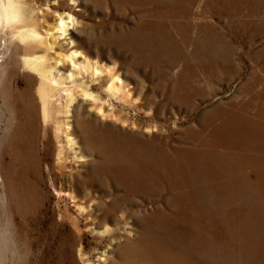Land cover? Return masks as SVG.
<instances>
[{
	"label": "bare ground",
	"instance_id": "bare-ground-1",
	"mask_svg": "<svg viewBox=\"0 0 264 264\" xmlns=\"http://www.w3.org/2000/svg\"><path fill=\"white\" fill-rule=\"evenodd\" d=\"M32 1L36 2V0ZM61 1H57V6L52 12L46 13L51 17L50 22H41L40 25L34 19L36 14L33 8L26 5V0H0V72L6 68L9 63L7 61L11 57L14 66L20 65L24 71L34 77L41 119L43 123H51L53 137L59 145L57 161L62 162L66 155L76 164L83 158L82 147L85 153L86 150L94 151L100 159L101 162L91 170L93 171L91 179L79 182V177L74 176L73 172L69 174L65 183L69 197L76 202V210L86 220L85 226L92 235L98 238L107 236L111 239L114 237V229L110 224L114 222L121 225L119 230L116 228L121 231L120 234L123 232L129 235L132 227L129 219L124 221L122 218L123 210L133 204L141 207L150 205V209L145 208L144 212L133 214V224L137 229L134 230L136 234H133L135 240L129 242L128 238H120L121 242L116 245V253L121 263L112 262V264H176V238L181 244L185 242L176 237V220L196 222L198 215L195 212H202L218 201L226 202L225 198L229 195L221 193H229V189L240 188L243 185L240 170L244 161L254 167L256 175L259 169L261 170L262 174L258 175V179L256 176L253 186L257 187L258 182L262 181L260 179H264V164H260L257 155L264 151V97H261L264 92L254 91L257 83L255 71L248 80L249 84L252 82L255 85L241 87L242 90L247 88L246 99L229 102V108L222 107L223 104L213 107L212 111L200 117L198 125H190L180 133L179 142L175 146L170 145L160 136L140 138L139 135L132 133L137 127L134 123L129 124L131 132L126 130L127 132L115 133L113 127L119 124L123 129L127 122L123 117H118L117 113L109 110L108 101L104 100L96 92L97 90L93 91L90 86H86L78 77L89 74L91 81L101 80V93L110 100L122 101L131 106L132 100L137 101V99H132L128 85L114 66L103 63L101 59H90V54L73 44V41L68 42L67 39L66 44L63 42L68 36L69 28L73 32L78 30L76 25L79 22L74 17L73 11L68 8L67 2L68 11L65 10L64 4H60ZM69 1L71 5L78 3V0ZM132 1L140 2L138 4L143 7V15H147L148 4L152 7L148 16L153 18L151 21L153 24L144 22L140 28L143 31L151 28V33H144L139 49L143 52V61L148 66L150 64L154 76L159 79L163 74V55L170 51L163 48L158 36L166 4L164 0ZM176 1L178 0L171 1L169 12L171 10L176 12ZM188 1L193 2V0ZM205 1L208 6L209 0ZM234 1L236 0L212 1L217 5V10L224 14H221L220 18L226 20L225 29L231 34L235 30L230 22H237L236 25L240 29L249 25L235 16L241 8L234 4ZM243 1L244 4L247 2L248 9L254 15V26L257 31L264 34V0H256L260 5L254 0ZM44 4H48L47 0ZM38 25L44 28V32L38 29ZM201 26L203 27L193 28L196 32L192 33V37L186 38V35L182 34V41L175 48L176 59L187 60L184 61V71L191 80L186 79L188 82H181L176 79L169 88L170 93L157 104L156 111L176 107L188 113L191 106L193 107V100L201 95L203 85H201L202 80H199L200 77L206 78L202 83L208 86L213 80L221 78L229 80L239 73V68L234 66L235 63L231 64L235 54H238L237 48L231 49L230 40L228 43V37L223 30L218 33L210 25ZM229 38L232 39V36ZM71 39L72 37L69 38ZM260 56L264 57V51ZM255 57V55L251 57V60L253 61ZM160 85L157 86L158 89L164 86ZM62 91L66 94L60 98ZM19 98L21 99V96ZM78 109L88 114V118L76 116ZM147 117L151 122L158 119L156 113L151 115L147 113ZM25 120L26 122L16 121L10 136L8 135L3 143L5 156L20 163L17 167L18 171L13 172L14 177H22L25 171L34 173L36 183L31 186L30 196L27 199L31 204L21 208L18 202V207L14 209L16 213H20L21 220L17 232L25 238L32 233L50 239L56 235V228L59 225L51 223L48 226L46 215L40 205H32L33 199H40L37 185L43 180L35 179L39 175V156L34 152V136L32 137L31 130H28L29 122L26 116ZM95 122H98V125L100 122L102 124L96 127ZM121 126L119 130H122ZM152 129H146V134L152 132ZM78 145L81 147L76 150ZM2 152L4 153L3 150ZM243 153L246 155L244 156ZM17 168L15 167V170ZM72 169L75 171L74 167ZM0 180L3 184L8 182L1 171ZM13 180L15 183L14 178ZM49 180L54 190L60 187L56 186L54 177H50ZM73 180L79 182L78 185L74 184ZM88 182L101 189L109 183L113 188L121 191L119 196L104 206L101 214L97 216L90 206L93 202L90 194L86 193L85 197L80 196L81 193L77 189L80 186L87 187ZM61 189L58 193L63 192ZM19 193L22 200L23 191ZM34 224L38 227L36 228ZM25 226L30 227V232H24ZM184 234L188 236L189 249L197 251L200 245L198 238ZM205 242L206 240H202L203 244ZM260 259H264V253ZM106 261L100 259V264H106Z\"/></svg>",
	"mask_w": 264,
	"mask_h": 264
},
{
	"label": "rangeland",
	"instance_id": "rangeland-1",
	"mask_svg": "<svg viewBox=\"0 0 264 264\" xmlns=\"http://www.w3.org/2000/svg\"><path fill=\"white\" fill-rule=\"evenodd\" d=\"M44 1L26 0V5L33 8L34 14H36L34 19L38 24L50 22L51 17L46 13L52 12V9L57 6L58 0H47V5L44 4ZM171 1L173 0H164L166 6L163 10L162 27L158 35L163 48L170 50L163 55V74L159 79L154 76L150 64L148 66L143 61V52L139 49L144 33H151V28L146 29L147 32L140 30L144 22L153 24L151 22L153 18L148 16L152 8L149 4L146 6V16L143 15V7L138 4L140 2L136 3L132 0H78L75 5H71L69 0H62L60 4H64L65 10H67V2L68 8L73 11L74 17L80 23L76 25L78 29L76 32L69 28L68 36L63 39V42L66 44L67 39L68 42L73 41V44L80 46L90 54V59H101L103 63L111 65V67L114 66L134 95L131 94L132 99H137V101L132 100L131 106L122 101L110 100L105 97L104 93H101V80L91 81L89 74L78 77L82 82H85L86 86H90L93 91L97 90L96 92L108 101L109 110L117 113L118 117H123V120L127 122L123 129L121 125L117 124L116 127H113V131L115 133L119 131L131 132L129 124L134 123L137 127L134 131L132 130V133L139 135L140 138L160 136L164 141L175 146L179 142L180 133L190 125H198L203 114L212 111L221 104H223L222 107L229 108V102L246 99L247 88L242 90L241 87L255 85L252 82L248 83L253 71L257 78L254 91L264 92V57L260 56V53L264 51V34L257 31L254 26V15L248 9L247 2L244 4L243 0L234 1V4L241 8L235 16L249 25L240 29L236 25L237 22H230L235 30L232 34L226 31V20L220 18V15L224 14L217 10V5H214L213 0H209L208 6H206L205 0H193V2L178 0L176 1V12L175 10L169 12ZM254 2L259 3L256 0ZM201 25H210L218 33L223 30L228 37V43L230 40L231 49L237 48L238 54L234 53L235 58L232 59L231 64L235 63L234 66L239 68V73L229 80L228 78L213 80L212 84L208 86L202 83L206 78L201 79L200 77L199 80H202L201 85H203L202 92L193 100V107L191 106L188 113L178 110L176 107L162 108L156 111L157 104L161 103L164 97L170 93L169 88L176 79L181 82L191 80L188 73L184 71L187 60L185 59V62L177 60L175 48L181 43L182 34L186 35V38L192 37V33L196 32L193 28L203 27ZM39 27L38 25V29L44 32V28ZM229 36H232V39ZM70 37H72L71 40H69ZM189 50L190 48L187 49V51ZM254 55L256 57L253 62L251 57ZM10 58L7 61V63L9 62L6 65L7 69L4 68L0 72V171L8 181L7 184H3L0 180V264H100V259H106V264L121 263L116 253V245L121 242L120 238L123 237L128 238L129 242L135 240L133 234H136L134 230L137 229L133 224V214L150 209V205L146 204L141 207L133 204L123 210L122 218L124 221L129 219V224L132 227V232L129 235L123 232L119 233L121 231H118V228L121 225L117 222L110 224V227L114 229V237L111 239L107 236L98 238L89 232L85 226L87 222L76 210V202L69 197L65 183L69 174L73 172L74 176L79 177V182L91 179L92 168L101 161L94 151L86 150L85 153L83 147L81 148L84 153L83 158L76 164L66 155H64L65 160L57 161L59 145L53 137L51 123H43L41 119L36 95V81L20 65L14 66L11 63L13 60ZM76 83L79 84V82ZM158 85L163 88L158 89ZM65 94L66 92L62 91L60 98H63ZM261 95L263 98L264 94ZM147 113L150 115L156 113L158 119L155 122L149 121L150 116L148 118ZM87 115L83 113L82 109L76 111V116H84L83 118L87 119ZM25 116L29 122L28 130H31V135L34 136V152L39 156V175L35 179L43 180L42 183L39 181L37 185L39 202L33 199L32 205H40L46 215L45 220H47L48 226L51 223L59 225L56 228V235L50 239L32 233L28 235V238H25L17 232L21 220L20 213H16L14 209L19 204L21 208L31 204V201L27 199L30 196L31 186L36 183L34 173L25 171L22 177H14L13 172L18 171L17 167L20 163L5 156L6 150L3 143L11 134V129L16 121L26 122ZM94 124L96 127H100L102 122L100 125L98 122ZM120 126L122 130H119ZM148 128H153V131L147 135L146 129ZM78 146L75 148L76 150L81 147V145ZM260 153L257 154L260 164H264V151ZM243 154L246 155V153ZM72 167L75 168V171ZM261 174L259 169L256 175L254 167L244 161L240 170L243 185L240 188L229 189V193H221L229 195L225 198L226 202L218 201L216 204L212 203L202 212H195L198 215L196 222L176 220V237L185 241L181 244L176 238V264H264V259H260L264 253V179H260L262 181L258 182L257 187L252 185L255 184L256 176L258 179V175ZM50 177H54L56 186H60L62 189L59 187L54 190L50 185ZM18 182H20L19 185ZM79 182L74 181L73 183L78 185ZM60 189L63 192L58 193ZM77 189L81 193L80 196L85 197L86 193L90 194L93 199L90 206L94 210L95 216L100 215L103 207L110 204L121 193L109 183L101 189L88 182L87 187L80 186ZM20 191H23L22 200H20ZM85 200L88 199L85 198ZM34 226L36 225L34 224ZM24 229L25 233L30 232V227L25 226ZM184 233L198 238L200 245L197 251L189 249L188 236ZM202 240H206V242L203 244Z\"/></svg>",
	"mask_w": 264,
	"mask_h": 264
}]
</instances>
